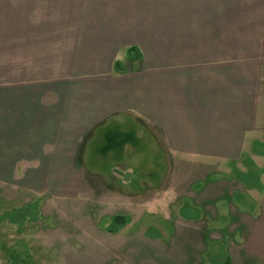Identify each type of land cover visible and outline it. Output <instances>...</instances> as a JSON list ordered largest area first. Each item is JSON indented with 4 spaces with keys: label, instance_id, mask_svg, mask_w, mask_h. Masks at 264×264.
Masks as SVG:
<instances>
[{
    "label": "crops",
    "instance_id": "1",
    "mask_svg": "<svg viewBox=\"0 0 264 264\" xmlns=\"http://www.w3.org/2000/svg\"><path fill=\"white\" fill-rule=\"evenodd\" d=\"M129 48L140 59L115 73ZM122 117L156 129L181 189L204 184L195 211L224 208L235 187L209 181L215 169L264 168V155L241 156L264 144V0H0V184L58 178L54 164L69 176ZM259 183L253 213L229 212L228 264H264V172ZM189 232L175 247L193 253Z\"/></svg>",
    "mask_w": 264,
    "mask_h": 264
},
{
    "label": "rangeland",
    "instance_id": "2",
    "mask_svg": "<svg viewBox=\"0 0 264 264\" xmlns=\"http://www.w3.org/2000/svg\"><path fill=\"white\" fill-rule=\"evenodd\" d=\"M118 53L114 63L133 71L126 52ZM134 121L122 117L119 124L96 131L71 164L69 176L63 173L66 165L54 164L58 178L0 184V264H11V248L31 264H223L237 240L230 237L237 230L229 212L242 209L250 215L256 210L253 192L247 190L260 187L264 168L248 169V163L238 162L221 174L227 166L221 164L209 181H228L234 195L221 200L225 210L214 205L195 211L192 192L200 193L204 184L188 181L181 189L176 156L155 139L156 129L150 133ZM256 153L264 155V144L245 148L241 156ZM114 216L127 223L110 234ZM191 229L199 236L196 252L185 244L176 248L177 230Z\"/></svg>",
    "mask_w": 264,
    "mask_h": 264
},
{
    "label": "trees",
    "instance_id": "3",
    "mask_svg": "<svg viewBox=\"0 0 264 264\" xmlns=\"http://www.w3.org/2000/svg\"><path fill=\"white\" fill-rule=\"evenodd\" d=\"M127 53V57L128 59H134V60H137V59H140L141 55H140V52L136 49V48H129L127 49L126 51ZM114 71L115 72H118V73H122V66L119 62H115L114 63ZM127 223V219L123 216H114L107 228V232L110 233V234H115L117 233L121 228H123ZM20 224V222H19ZM22 224V223H21ZM14 250H12L11 248V251L9 252V258H11V264H31V261L29 259H26L24 260L23 258H19V257H22L21 255L18 257L16 255L13 254ZM14 255V257H13ZM223 264H228V260H225L223 262Z\"/></svg>",
    "mask_w": 264,
    "mask_h": 264
},
{
    "label": "water",
    "instance_id": "4",
    "mask_svg": "<svg viewBox=\"0 0 264 264\" xmlns=\"http://www.w3.org/2000/svg\"><path fill=\"white\" fill-rule=\"evenodd\" d=\"M114 173L121 176L124 180H128L129 179V175L128 174H125L123 172H120L118 170H114Z\"/></svg>",
    "mask_w": 264,
    "mask_h": 264
}]
</instances>
